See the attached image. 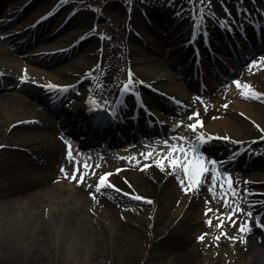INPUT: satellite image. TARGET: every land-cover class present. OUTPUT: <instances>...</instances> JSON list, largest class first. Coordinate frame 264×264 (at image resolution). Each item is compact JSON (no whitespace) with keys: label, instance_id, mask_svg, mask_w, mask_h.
<instances>
[{"label":"bare ground","instance_id":"bare-ground-1","mask_svg":"<svg viewBox=\"0 0 264 264\" xmlns=\"http://www.w3.org/2000/svg\"><path fill=\"white\" fill-rule=\"evenodd\" d=\"M22 1L25 2L26 0H1L0 9L3 10L4 8L11 12L13 17L16 10L14 8L18 7L17 5H22ZM50 2L51 0H33L25 6L17 18L27 15L28 12L26 11L30 6H34L37 12L45 8ZM246 4L247 1L245 0L244 5ZM93 6L96 7L99 4L95 3ZM216 6H210L209 9L214 12L218 10ZM87 7V4L79 6L78 3H72V0H66V3L63 0L56 15L60 24L68 13L67 22L62 23L60 31L53 30L50 37L53 41L42 43L47 39L39 37L34 43H38L39 48L36 51H41L47 47H52L51 45L70 43L81 35L80 41H75H79L76 49L85 43L87 49L80 55L78 61L68 58L69 55L75 54V48L71 52L69 50V55L64 53L60 57L40 58L29 52L18 55L11 51V47L15 46L11 42L14 37L0 40V61L14 71L24 67L29 76L40 80H54L57 84L69 82L74 79L75 75L79 78L86 69L93 70L100 45L99 39L92 37L88 40L89 36L85 38L86 33L81 30L89 22L91 24L95 18V15H88L83 12ZM103 7L104 15L113 19L112 13L107 10L108 7L105 4ZM250 7L255 11L256 7ZM12 9H14L13 12ZM77 12L83 13L78 17ZM120 12L124 16H119L123 22H120L119 17L117 18L119 22L113 23L114 29L110 30V34H112L110 41H106V37L103 44V58L106 62L110 57V69L103 74L101 72L100 75L93 70L90 76L96 78V82H104L106 78H109L107 81L111 83L116 75L121 76L119 68L125 66L126 60L130 59L133 67L131 66L129 78L141 79L138 76L139 73L142 72V75L146 73L150 75L149 80L146 81L148 83L153 81L157 85L155 87H161L163 90L169 88L180 90L181 95L178 93V96L181 97L182 101H186L190 96L187 93L188 89L193 88L197 92L198 85H188L189 83L185 84L180 81L185 78L187 72L192 73L194 69L193 63L188 62L189 56L184 55L179 50L177 43L182 40L177 32L178 26L181 24L183 28H188L187 21H183L184 17L173 20L164 14L170 13L171 8L164 7V10H160L156 7H149L147 14L149 20L152 21L150 24L142 20L141 9L136 5L130 6V18L128 19L125 17L126 12L123 9ZM199 13L204 14L201 10ZM253 15L256 16L255 13ZM171 20L175 25L174 27ZM125 23L133 27L129 34L126 31ZM71 25L74 26L71 28L72 30L65 32V29ZM8 27L9 23L0 24V35L7 34L5 30ZM88 28L86 31L91 30L90 27ZM134 32L143 33L146 46H143L142 43L131 44L134 42L131 37ZM60 35L62 36L59 37ZM126 36L127 41H125ZM81 38H85L83 42ZM212 38L214 40L219 39L216 30H212ZM106 42L113 44L110 51L105 48ZM31 46L33 43H28L25 48L28 49ZM220 51H224V49ZM167 55H173V59L169 61L170 64L165 61ZM178 57L183 58L182 66L173 70L172 66L177 63ZM87 65L89 66L84 69ZM260 66H264V64L259 65V68ZM254 70L252 74H247L246 69L240 67L236 72L239 77L238 85L264 89V71H259L257 68ZM90 76L87 77L85 85L92 87V82L89 80ZM10 79L6 84L0 85V144H2L0 145V264H81V262L78 263L76 255H72L69 250L65 249L68 236H73V245L76 247L81 246L85 241L91 242V261L94 264H108L113 263V261L115 264H132L140 251L139 242H141L137 235L139 228L128 222L135 218V214L131 212L129 205L122 207L117 202L120 195L110 191L100 194L94 188H77L75 185L68 184L67 181L54 183L53 179L58 174L56 167L64 163V156L60 149L59 129L54 120L40 108V106L44 108L47 106L48 108L49 103L41 97V94L27 86L16 87V82ZM103 87L105 86L99 87L98 91L104 92L106 95L113 92V89ZM227 89L229 92H223L221 95L215 94L213 91L204 92L203 96L207 97V104L213 102L214 111L211 115H216L210 118L205 113L206 126L215 129V132L219 134L223 132L225 135L240 140L255 137L258 134L257 127L242 121L235 116V112L242 117L248 114L261 129H264V107L259 106V102L252 96H242L243 93H238L236 88L229 86ZM77 90L79 91L77 97L83 98L86 95V90L81 86L76 88V92ZM146 94L149 104L154 107V111L164 114L162 107L156 106V104L163 106L164 100L150 93L146 92ZM35 97L39 98L38 102L40 103L34 102L33 98ZM91 97L95 99V97ZM186 105L188 106V102ZM92 106L88 103V105H83L81 109ZM163 107L176 114L174 108ZM194 107L202 114L198 103H190L189 109ZM225 108L230 111H223L222 109ZM187 110V108H182L179 110L180 113L176 115L184 116ZM165 118L173 119V117L167 116ZM10 119L17 121L10 125L8 123ZM91 131L98 133L95 127ZM175 133L184 134L185 137L191 135L186 127L184 130L183 125H180L174 133L165 136L170 144H178L179 138L175 136ZM68 135L72 136L71 134ZM131 138V136L123 137L125 141ZM94 140H98V142L90 148L92 149L90 155L107 156L109 150H104V143H100L101 137H95ZM115 144L110 141L108 148L110 149ZM157 147H161V144L156 143ZM121 149H125V147L120 146L118 148L121 153H125ZM209 149L214 150V148ZM74 151H76L75 148ZM133 152L130 151L126 156H130ZM247 157L251 159V155ZM252 164L254 166L261 165V168L258 171L234 173L235 178H239L238 181L247 180V183H241L240 187H238L237 180L233 183V186L240 191V198L244 203H248L250 198H254V200L262 198L263 200L264 161L261 159L252 161ZM229 166L230 164L226 166V171L230 168ZM206 167L212 168L210 165ZM111 177L115 182L122 185L120 187L130 190L131 193L135 192L144 198L143 205H137L138 210H136L137 213L140 212L143 215L144 219L136 223L139 226H144L146 232L149 231L148 234L145 232L146 236H142L147 246L149 245L147 264H225L226 257L224 256L232 254L233 249L227 245V239H223L219 243L218 249L216 245L209 246L208 241H205L206 236L202 238L197 232L199 229L206 231L201 216L199 215L197 218L196 213L198 206L202 205L203 197H208V187L211 186L209 179L199 187L203 189L202 191L186 192L181 191L178 187L174 171L165 172L151 166L127 167L122 169L119 175H111ZM125 179L128 181L127 186L122 182ZM190 179H192L191 176ZM253 186L256 189L252 188ZM244 189H247L249 193H247L246 201L244 199L246 195L244 196L242 193ZM211 196L212 194H209L210 203L203 207L209 208L210 217L217 213L220 216L226 214L224 208L229 207L228 209L231 211L230 209L234 206V204L223 202L218 204ZM129 203L135 205L137 202ZM215 205L219 208H215ZM174 206L175 208H173ZM183 208L188 209L185 212L187 214L186 217L180 219L178 212ZM238 215L235 213L233 218L238 217ZM211 222L213 228L215 224L219 223V221ZM46 225L50 230L56 225L55 232L58 233V242H60L58 248L61 245L62 251L58 257L51 260L46 258L44 252H38L39 248H37L38 235L40 234L39 242L42 241L43 243L44 236L42 238V233L47 232ZM208 231L206 234H209ZM245 246V252L241 256L242 264H264L263 233L253 229L251 237L245 242ZM153 248L154 250L160 248V250L159 252L153 251V253ZM23 249L24 252H22Z\"/></svg>","mask_w":264,"mask_h":264},{"label":"rangeland","instance_id":"rangeland-1","mask_svg":"<svg viewBox=\"0 0 264 264\" xmlns=\"http://www.w3.org/2000/svg\"><path fill=\"white\" fill-rule=\"evenodd\" d=\"M62 1V0H61ZM78 1H80V2H83V3H85V4H87L88 5V7H90V6H93V4H95V3H98L99 4V6H97V7H94V9H96V11L98 12L99 10H101L102 8H104L103 7V5L105 4L106 5V7H108L107 8V10H108V12H111L112 13V15H113V19H111V17H105V16H103V15H101L100 16V18H99V20H97L96 21V25L98 26L97 27V29H96V35L98 36V35H100L101 36V34H105L106 35V37H107V40L106 41H110V37H111V35L112 34H110V30H113L114 29V26H113V23L115 24V23H118L119 21L117 20V18L120 16V17H124L123 16V13L122 12H120L121 11V9H123L124 10V12L126 11V8L128 7L127 6V0H78ZM135 1V3H136V5H137V7H139L141 10H145L146 8H147V4H145V2L147 1H149L150 2V4L149 5H154V2H155V0H134ZM199 1L200 0H190V3H191V5H192V7H194V8H199V6H200V3H199ZM213 2H215L214 0H212ZM218 1H221V0H218ZM157 3V2H156ZM148 5V6H149ZM99 9V10H98ZM34 10H35V8L34 7H32V8H30V10H29V12H34ZM90 10H87L86 12L88 13ZM99 13H102V11H100ZM5 17H6V15L4 14V13H2V14H0V20L2 19V20H5ZM120 17H119V20H120ZM3 22V21H2ZM120 22H123V20L121 21L120 20ZM18 24V25H17ZM17 25V26H16ZM21 25H20V23H19V21H16V22H14V24H12L10 27H9V30H8V32L9 33H13V31H18L19 30V27H20ZM72 27H74L73 25H71V26H69L68 28H66L65 29V32H67V31H69V30H72L71 28ZM88 27H90V29H92V26H91V24H90V22H89V24H87L85 27H82V29H86V28H88ZM50 28V27H49ZM89 29V28H88ZM51 31V30H50ZM63 33H64V31H63ZM105 35H104V39H105ZM123 36V35H122ZM129 36V35H128ZM131 37L133 38V40H134V42H132L131 44H135V43H137V44H143V46H146V40H144V35H143V33L141 34V32L140 33H138V32H135V33H133V35H131ZM4 38H3V35H1L0 36V40L2 41ZM15 39H17V38H15ZM123 41V40H122ZM125 41H127V36H126V38H125ZM137 41V42H136ZM5 42V41H4ZM6 42H7V40H6ZM107 43V49H108V51H110L112 48H113V44H111L110 42H106ZM145 43V44H144ZM7 44H8V42H7ZM136 44V45H137ZM65 45V44H64ZM39 48V47H38ZM37 48V49H38ZM32 49H34V50H37L36 49V46L35 47H33ZM87 49V47H86V44L83 46V47H81L78 51H77V53L71 58V59H75L76 61H78L79 60V58H80V55L85 51ZM37 54V53H36ZM173 59V55L172 56H166L165 57V61H167L168 62V64H170V60H172ZM110 57H108V59H107V62L109 63L110 61ZM125 64H130V66H132V64H131V62H130V59H127L126 60V62H125ZM89 65H87V66H85L84 67V69L85 68H87ZM180 65L179 64H175L174 66H172V69L173 70H175V69H177L178 67H179ZM96 67H97V64H96ZM124 67V66H123ZM133 67V66H132ZM96 69V68H95ZM134 69V68H133ZM140 75H138L139 77H141L142 79H144V80H149V78H150V75H147L146 73H144L143 75H142V72L141 73H139ZM187 76H189V74H187ZM189 78H190V76H189ZM236 80V79H235ZM235 80H232L231 82H229V83H231V84H234L233 82L235 81ZM187 81H190V79H187ZM175 82V81H174ZM235 86V88H239L238 87V85L237 84H234ZM225 86L226 85H224L222 88H218V89H216L215 90V92L217 93V94H219V92H221L224 88H225ZM166 91H168V92H170V93H173V94H175V95H177L178 96V93L180 94L181 92H180V90H178L177 91V89L176 88H169V89H165ZM252 90H255L256 92H261V90H264L263 88H252ZM240 91L241 92H243V93H249L251 90L250 89H246V88H244V87H241V89H240ZM181 95V94H180ZM230 101H232V100H230ZM259 106H261V107H264V102H262V101H260L259 102V104H258ZM226 111H230V110H226ZM260 111H263L262 109H260ZM235 116H237L238 118H240L242 121H245V123H248V124H252V125H254V127L256 126L257 128V132H258V129H261L259 126H258V124L253 120V119H251L249 116H248V114L246 115L245 114V117H242V116H240L239 115V113H237V112H235ZM51 118V117H50ZM15 121H17V120H15V119H10V121L8 122L10 125L12 124V123H14ZM7 124V123H6ZM263 129V128H262ZM0 145H2V144H0ZM178 176H179V174H177L176 175V177H177V179H178V181L180 182L181 180L178 178ZM59 177H57L56 179H58ZM55 179V178H54ZM214 181H216V180H214ZM238 181V180H237ZM243 182H245V181H243ZM242 181H238V184H240V183H243ZM215 184L214 185H212L211 184V186H209L208 187V192H207V194H208V197H203L204 199H203V201L201 202V204L202 205H200V206H198V212L196 213V216H197V218L199 217V215L201 216V219H202V222H203V226H205V228H206V231H208V229H210L209 231H208V233L209 234H206V231L204 232V231H200V229L197 231L199 234H200V232H201V235H203V236H206V241H208V245L209 246H211V245H213V246H217L218 247V249H219V247H220V245H219V243H221V241L223 240V239H227V241H228V243H227V245L228 246H230L232 249H233V252H232V254L231 255H228V256H226L225 254V256L224 257H226L225 259V264H242L243 262L241 261V259H242V255L244 254V252H245V248H246V246H245V242H247V239H249L250 238V236H249V230L248 229H246V228H244V230L242 231V232H237L236 230H237V228H238V226H240V225H242V221H243V219L245 218L244 216H242V218H240L239 219V223H238V219H236L235 221L234 220H232V222L231 223H229V218H227V219H225V221H226V223H224L223 224V226H224V228L223 229H221V227L220 228H218V226H217V228L216 229H214L215 227H216V225H215V227L213 228V224H210L209 225V223L211 222V220H212V218L213 217H216V214H214L213 215V217L212 218H210V214L208 213V212H206V210H204V209H208V208H203V207H205V206H207L208 205V203H210V197H209V194H212V196H211V198L213 199V200H216V202H218V204L220 203V204H222V202L223 203H225L224 201H223V198H225V200H227V197H224V193H222L221 194V191L219 190V188L222 190V188L224 187V176H222L221 177V179L219 180V182L216 184V182H214ZM182 188H183V186H182ZM196 190L197 191H202L203 189H200V188H196ZM196 190H193V191H196ZM223 191V190H222ZM224 192V191H223ZM234 198H235V203L236 202H238V195H237V193L234 195ZM176 204V203H175ZM229 204V203H228ZM235 206H236V208L235 209H230L231 211L233 210H235V211H238V206H237V204H235ZM20 207H22V204H20ZM215 208H219L218 206H214ZM173 208H175V206L173 207ZM202 208H203V210H202ZM229 207H226V208H224L225 210H224V213H230V211H229V209H228ZM185 208H183V210H181V211H179L178 212V217H181V216H183V214H184V212L185 211H187L188 209H185ZM31 211V210H30ZM137 214H139V215H134L135 216V218L133 219V220H127L126 219V221H128L129 223H131L133 226H137L138 228H139V230H138V232H137V235L140 237V239H141V242H139V245H140V251L138 252V255H137V257H135V259L133 260V262H132V264H147L146 263V260H147V252H148V248H149V245L147 246V244H146V242H145V239H143V237L144 236H146L145 235V232H146V229L144 228V226H139V224H137L136 222H141L143 219H144V217H143V215L140 213V212H138ZM186 215V214H185ZM185 215H184V217H185ZM217 215H218V213H217ZM96 216L98 217V214H96ZM46 217V216H45ZM118 217V216H117ZM145 218H146V216H145ZM224 218V215H223V217H222V219ZM149 219V218H148ZM147 219V220H148ZM119 220H121V219H119ZM213 220H215L214 218H213ZM217 220V219H216ZM215 220V221H216ZM122 221V220H121ZM220 223V222H219ZM264 223V222H263ZM231 224V225H230ZM56 226V225H55ZM55 226H53V227H51V230L49 229V227L46 225V227H47V232H48V234H47V232H43L42 233V238H43V236H44V239H43V243H42V241L41 242H39L40 241V234L38 235V241H37V248H39L38 249V252H44L45 254H46V258H48L49 260H51L52 258H56V257H58L59 256V254H60V252H62L61 251V245H60V248H58V244L60 243V242H58V233L57 232H55V229H56V227ZM222 226V227H223ZM54 230V231H53ZM216 230H222V231H225V232H220L219 231V233L218 232H216ZM149 232V231H148ZM148 232H146L147 234H148ZM219 234V235H218ZM75 236V235H74ZM143 236V237H142ZM75 237H78L77 235L75 236ZM227 237V238H226ZM59 238H60V234H59ZM203 238V237H202ZM216 238V239H215ZM36 242V241H35ZM73 243H74V241H73V236H68V238H67V240H66V245H65V249L66 250H69L70 252H71V254L72 255H76L75 257H76V259H78V263H80L81 262V264H94L93 263V261H91V252H92V246H91V242H87V241H85L83 244H81V246H79V247H76V246H74L73 245ZM232 243V244H231ZM40 244H41V247H40ZM205 245H206V243H205ZM20 246V245H19ZM164 247V246H163ZM20 248V247H19ZM40 248H41V250H40ZM102 248H104V247H102ZM157 249V248H156ZM154 250V248H153V250H152V252L154 251V252H159V250H160V248L158 249V250ZM37 250V249H36ZM22 252H24V249H23V251ZM153 252V253H154ZM183 252V251H182ZM213 254H214V252H213ZM75 257H74V259H75ZM73 259V261H76V260H74ZM77 262V261H76ZM101 264V263H100ZM104 264V263H103ZM108 264H115L114 263V261H113V263L111 262V263H108Z\"/></svg>","mask_w":264,"mask_h":264}]
</instances>
